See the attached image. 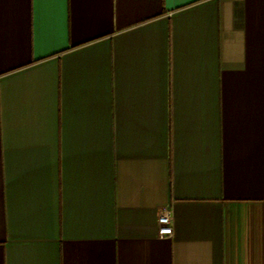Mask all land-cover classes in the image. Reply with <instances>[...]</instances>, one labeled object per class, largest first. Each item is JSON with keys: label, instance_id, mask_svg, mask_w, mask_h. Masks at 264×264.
Wrapping results in <instances>:
<instances>
[{"label": "crops", "instance_id": "1", "mask_svg": "<svg viewBox=\"0 0 264 264\" xmlns=\"http://www.w3.org/2000/svg\"><path fill=\"white\" fill-rule=\"evenodd\" d=\"M0 264H264V0H0Z\"/></svg>", "mask_w": 264, "mask_h": 264}, {"label": "built area", "instance_id": "2", "mask_svg": "<svg viewBox=\"0 0 264 264\" xmlns=\"http://www.w3.org/2000/svg\"><path fill=\"white\" fill-rule=\"evenodd\" d=\"M158 235L159 237H169L173 233V215L169 206L161 208L158 218Z\"/></svg>", "mask_w": 264, "mask_h": 264}]
</instances>
